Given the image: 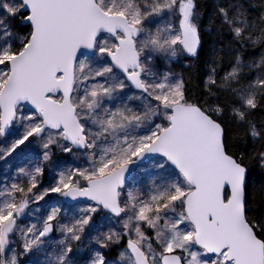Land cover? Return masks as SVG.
<instances>
[{
  "label": "snow or ice",
  "instance_id": "obj_1",
  "mask_svg": "<svg viewBox=\"0 0 264 264\" xmlns=\"http://www.w3.org/2000/svg\"><path fill=\"white\" fill-rule=\"evenodd\" d=\"M0 264H264V0H0Z\"/></svg>",
  "mask_w": 264,
  "mask_h": 264
},
{
  "label": "trees",
  "instance_id": "obj_2",
  "mask_svg": "<svg viewBox=\"0 0 264 264\" xmlns=\"http://www.w3.org/2000/svg\"><path fill=\"white\" fill-rule=\"evenodd\" d=\"M255 174L257 177L259 176V169H255Z\"/></svg>",
  "mask_w": 264,
  "mask_h": 264
}]
</instances>
